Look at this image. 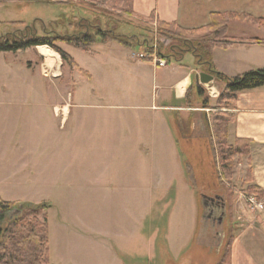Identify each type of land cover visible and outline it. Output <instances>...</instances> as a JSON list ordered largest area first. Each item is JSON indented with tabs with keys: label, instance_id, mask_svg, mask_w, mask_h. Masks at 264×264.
<instances>
[{
	"label": "rangeland",
	"instance_id": "1",
	"mask_svg": "<svg viewBox=\"0 0 264 264\" xmlns=\"http://www.w3.org/2000/svg\"><path fill=\"white\" fill-rule=\"evenodd\" d=\"M48 1L52 5L25 1L0 4V36L23 31L25 25L34 24L39 35L43 30L60 36L79 35V32H86L85 27L78 26L83 22V26L91 25L92 33L98 28L118 36L133 37L143 50L135 46L127 50L130 55L162 54L164 58L170 54L169 48L177 44L159 35L157 21L135 20L130 14L129 0L118 5L115 2L119 1L105 4L94 0ZM58 20H61L58 24H51ZM19 22L25 25L15 24ZM235 23L264 30L259 25L239 21H232L229 30ZM57 46L91 77L70 67L47 46L59 57L54 59L53 66L38 48L16 54L0 53V198L5 202L50 206L46 216L51 226L49 240L51 235L55 262L72 263L69 257L76 252L81 256L77 260L79 264H229L228 245L241 224L239 217L232 215V200L237 194L248 212L264 215V198L258 200L250 193L249 188L254 184L248 183L249 171L239 166L244 159L234 158V176L230 182L221 176L213 119L227 112L215 108L225 85L215 78L187 100L175 91L161 88L162 84L173 83L176 61L172 58H165L167 68H159L154 73L156 65L151 61H148L149 68L141 69L130 64L128 55L115 60L109 51L95 56L62 43ZM217 50H221L216 56L222 64L228 57L247 62L254 59L255 63L264 61V51L259 49ZM192 58L191 54L187 55L184 63ZM137 73L146 78L145 82L138 79ZM210 88L217 90L218 98L209 96ZM143 91L147 92L146 99L141 95ZM93 92L120 93L123 102L97 103L90 99ZM164 92L168 95L165 98ZM188 103L192 108L209 110L198 116L202 129H194L195 116L189 119L188 114L180 115L177 110L163 108H183ZM66 104L71 112L64 120L57 110ZM93 104L124 105L125 110L93 112L88 109ZM112 114H121L131 124L148 128L153 125L151 130L157 133L160 142L167 139L165 135H174L177 143L174 154L177 155L172 154V148L159 143L154 153L158 163L100 161L117 147L102 142L92 144L88 138L97 123L119 122ZM188 166L196 176L195 190L188 187ZM132 169L142 180V195L124 194L119 187L107 194L99 193L97 187L81 194L78 189L65 186L88 179L98 181L100 177L118 182L120 172H132ZM13 175L17 181L15 185L8 180ZM218 195L228 200L226 218L220 225L203 217V197ZM252 197L263 209L250 203ZM64 217L79 223V227L82 225L79 231H84V235L67 233V240L59 245V238L64 234L58 223ZM89 219L100 223L101 231L103 226L109 243L118 251L115 250V254L119 261L107 249L110 244L105 245L106 249L103 243L96 245L97 248L88 246L85 225ZM5 226L6 223L1 225ZM120 252L125 254L123 258Z\"/></svg>",
	"mask_w": 264,
	"mask_h": 264
},
{
	"label": "crops",
	"instance_id": "2",
	"mask_svg": "<svg viewBox=\"0 0 264 264\" xmlns=\"http://www.w3.org/2000/svg\"><path fill=\"white\" fill-rule=\"evenodd\" d=\"M213 13H238L250 15L257 19H264V0H134L133 1V17L135 20H144L150 22L152 15H155L156 21H162L165 23H177L179 26L185 29L193 30L204 27L210 23V16ZM151 23V22H150ZM264 30L258 28H249L241 24H232L229 30L230 42L233 43L232 48L234 49H259L264 51V45L259 42H264L262 35ZM38 51H39V47ZM132 47H128L124 44H121L116 41H110L107 43L98 42L93 47L90 48V54L99 56L101 54L107 53L109 51L113 59L122 60L123 56L126 55L127 58L130 57V64L138 66L141 69H147L150 65L149 62L141 59V56L134 55L133 53L128 54V51H131ZM219 49V48H217ZM215 49L213 52V64L217 73L223 74L228 78H236L243 76L244 74L256 71L264 70V61H258V63L252 61H241L228 57L225 60V64H222L218 61L216 53L221 50ZM186 58V57H185ZM109 58L107 57V60ZM144 62H142L141 60ZM185 60V59H184ZM176 63L173 68V83L170 85L162 84L160 87L163 90L175 91L178 95L185 96L188 100V96L193 97V93L196 94L197 90L202 86L191 81L192 75H197L202 72L195 62L193 57L189 63ZM152 62V60H151ZM150 62V64H151ZM123 63L128 64L123 60ZM254 64V65H253ZM154 68V73H157V67ZM167 68V67H165ZM163 68V69H165ZM151 69V68H150ZM89 74V73H88ZM137 77L140 80H144L145 77L141 76V73H137ZM91 77V75L89 74ZM146 79V78H145ZM145 82V80L143 81ZM204 86V85H203ZM99 95V100L97 97ZM141 95L146 99L147 92H141ZM163 98L168 95L164 92L162 93ZM120 93H106V94H97L93 92L90 99H95L97 103H105V100H110L112 104H121L122 98H120ZM97 99V100H96ZM103 100V101H102ZM105 101V102H104ZM108 104V103H107ZM103 105L98 106L93 104L88 106L93 112L97 111H122L125 110L124 105ZM168 110H177V112L188 114L189 119H192L193 116L196 117V122L193 124L195 130L198 128L202 129V124L198 119L199 115L203 113H208L209 110L204 109H195L192 108L188 103L186 107H163ZM63 115V119H67L71 112V107L69 104H66L57 110ZM230 114L234 117V121L229 128V144L234 146L237 140H248L251 142L250 155L247 158H244L240 167L246 168L247 172L252 173L253 184L259 187L264 191V87L242 92L238 95L237 105L234 110L229 111ZM110 114V113H109ZM117 117L119 122L117 123H105L99 125L98 123L93 126L91 135H89L90 142L97 143L102 142L101 144H111L117 149L111 150L109 155L105 156V159L100 160L102 162L114 163V162H131L137 164V162H150L158 163L159 159L154 155L159 143L164 147L172 148V154L174 153L175 146L177 145L174 135L167 134L165 137L167 139L158 140L156 134H153L151 128L153 125H150L148 128L147 125L142 124H131L126 122V117H122L121 114H112ZM181 115V114H180ZM179 115V116H180ZM125 116V115H123ZM116 120V119H115ZM123 120V122H122ZM151 130V131H150ZM166 140V142H164ZM113 143V144H112ZM100 144V143H99ZM177 155V154H176ZM175 155V156H176ZM29 169V167H23ZM22 170L25 172V170ZM190 169L193 178L194 185L191 183L188 177V187L191 190L196 189V176L193 173V170L188 166L186 171L188 175V170ZM118 182L114 180L111 181V178H98V181L90 182L89 179L86 182H70L65 184L68 185V188L71 187L78 189L81 194H87L88 189H94L97 187L99 193L107 194L109 190L119 187L124 194H134L142 195L143 194V185L141 178H138L135 174V171H123L118 174ZM11 179V180H10ZM8 180L13 182L14 185L17 183L15 175L10 177ZM20 183V182H19ZM188 188V189H189ZM189 190V191H191ZM219 196V195H218ZM222 197V196H220ZM227 203L228 200L225 197H222ZM18 202V201H16ZM227 205V204H226ZM232 205V215L235 218L239 217L241 224L237 231V234L234 236L233 244L231 246L229 254V264H264V215L258 214L253 215L252 212H248L245 208V205L241 202L238 195L236 194L234 199L231 202ZM229 207V205H228ZM140 211V225L143 222L142 215V205L139 206ZM193 213V212H192ZM61 231L63 232V237L59 238V245L65 242L66 234L71 233L74 236L83 237L84 231L82 233L79 231L80 228H83L79 223H74L65 217L61 219L58 223ZM86 227V236L88 246L93 248L96 245L103 243V248L106 249V244L109 243L108 235L103 230H100V223H94L92 220H87ZM51 226L49 225V233H51ZM152 237V235H151ZM64 248V247H63ZM97 248V246H96ZM52 240L50 235V260L52 264H62L60 261L55 262L52 258ZM116 257L119 261V256L115 254L117 249H115L111 244L107 248ZM113 249V250H112ZM59 252L62 253L61 249ZM74 255H71V262L69 264H79L77 261L81 256L73 252ZM120 257L123 258L124 253L120 252ZM108 264V263H107Z\"/></svg>",
	"mask_w": 264,
	"mask_h": 264
},
{
	"label": "trees",
	"instance_id": "3",
	"mask_svg": "<svg viewBox=\"0 0 264 264\" xmlns=\"http://www.w3.org/2000/svg\"><path fill=\"white\" fill-rule=\"evenodd\" d=\"M11 1L52 5L48 0H0V4ZM65 1L68 2L70 0ZM94 1H99L103 4L119 1V3L115 2L117 5L124 3V0ZM133 1L129 0L128 2L131 16H133ZM61 20L51 24H58ZM154 21H156V17L152 15L150 22ZM232 21L256 24L264 28V19H256L250 15L238 13H213L210 16L208 25L193 30L182 28L177 23L157 21L159 35L177 43L169 48L170 54L164 59L172 58L176 63H182L185 57L191 54L195 58L196 66L202 72L213 75L217 81L225 85L215 108L217 107V110L227 112L214 118L213 126L217 135L220 173L223 179L228 182L234 176V158L244 159L249 157L252 145L248 140H237L234 146L229 144V128L234 121V117L229 111L236 108L240 93L264 87V70L251 71L236 78H228L215 70L213 64L214 50L217 48L228 49L233 46L228 36L229 24ZM15 24L25 25L22 22ZM78 26L85 27L86 32H79V35L60 36L56 33L51 34V32L46 30H43L42 34L39 35L35 24L33 26L25 25L23 31L0 36V53L16 54L20 51L47 46L57 52L70 67L90 77L87 72L83 71L75 63L69 54L57 46L58 43L79 48L84 52H90V48L98 42L107 43L110 41H116L132 48H135V46L142 48L136 45V40L133 37L118 36L98 28H95L92 33L91 25L88 23L83 26V22H81L80 24L78 23ZM259 43L264 45V42ZM146 49H148V46H146ZM161 55L159 56L162 57ZM143 60L146 62L151 61L149 58H143ZM188 177L194 185V178L190 169L188 170ZM248 183L253 185L250 171L248 172ZM249 191L258 200L264 198V191L255 185L251 186ZM48 208L50 206L46 207L45 204L33 205L5 202L0 198V264H52L50 261L49 225L46 216ZM14 211L20 213L13 218L10 217V220L7 221V217ZM42 215H44L43 219ZM4 223H6V226L2 228L1 225ZM233 240L234 238L230 240L228 245V255L230 254Z\"/></svg>",
	"mask_w": 264,
	"mask_h": 264
},
{
	"label": "water",
	"instance_id": "4",
	"mask_svg": "<svg viewBox=\"0 0 264 264\" xmlns=\"http://www.w3.org/2000/svg\"><path fill=\"white\" fill-rule=\"evenodd\" d=\"M194 80L201 84V85H204V86H207V85H210L211 83L214 82L215 80V77L213 75H210L208 73H205V72H201L197 75H192L191 76V81L194 82ZM210 202H213V203H217L221 206V217L218 218V224L220 225L223 220L226 218V202L225 200L220 197V196H216L215 198H209V197H203V205H204V219H210L212 218L211 216H209V207H208V204ZM18 211H14L12 213H10V217L13 218L15 217L16 215H18Z\"/></svg>",
	"mask_w": 264,
	"mask_h": 264
},
{
	"label": "built area",
	"instance_id": "5",
	"mask_svg": "<svg viewBox=\"0 0 264 264\" xmlns=\"http://www.w3.org/2000/svg\"><path fill=\"white\" fill-rule=\"evenodd\" d=\"M143 58H149L150 60H152V62H154V64L156 65V67L158 68H165L168 66L167 64V61L164 59V58H161L159 55H153V56H145V55H142L141 56V59ZM209 86V85H207ZM210 93H209V96L212 97V98H218L219 97V93L217 92V90L215 91L214 89L210 88L209 89ZM250 203L257 206L258 208L260 209H263V205L260 204V203H257V201L255 200L254 197L250 198Z\"/></svg>",
	"mask_w": 264,
	"mask_h": 264
},
{
	"label": "flooded vegetation",
	"instance_id": "6",
	"mask_svg": "<svg viewBox=\"0 0 264 264\" xmlns=\"http://www.w3.org/2000/svg\"><path fill=\"white\" fill-rule=\"evenodd\" d=\"M208 207H209V216L212 217L210 219H213V221L218 222V218L221 213V206L217 203L210 202L208 204Z\"/></svg>",
	"mask_w": 264,
	"mask_h": 264
},
{
	"label": "bare ground",
	"instance_id": "7",
	"mask_svg": "<svg viewBox=\"0 0 264 264\" xmlns=\"http://www.w3.org/2000/svg\"><path fill=\"white\" fill-rule=\"evenodd\" d=\"M39 52L45 57V59L47 58V60H49L50 66H53L55 58H59L53 51H51L47 47H40Z\"/></svg>",
	"mask_w": 264,
	"mask_h": 264
}]
</instances>
